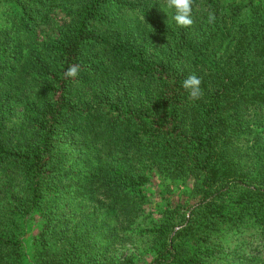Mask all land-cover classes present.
<instances>
[{
  "label": "trees",
  "instance_id": "obj_1",
  "mask_svg": "<svg viewBox=\"0 0 264 264\" xmlns=\"http://www.w3.org/2000/svg\"><path fill=\"white\" fill-rule=\"evenodd\" d=\"M0 4L12 10L0 26V176L19 181L0 217V264H135L116 245L140 218L154 171L192 181L195 202L168 204L142 233L149 264H222L233 233L264 244L260 0H194L187 28L152 0ZM191 74L201 79L196 101L182 86ZM66 197L71 208L88 199L96 218L61 215ZM33 216L27 262L21 221ZM254 256L264 259V247Z\"/></svg>",
  "mask_w": 264,
  "mask_h": 264
},
{
  "label": "rangeland",
  "instance_id": "obj_2",
  "mask_svg": "<svg viewBox=\"0 0 264 264\" xmlns=\"http://www.w3.org/2000/svg\"><path fill=\"white\" fill-rule=\"evenodd\" d=\"M230 2L237 1L238 3L241 0H227ZM154 5V10H156L157 14L162 18H169L173 13H175L174 9H169L166 6L165 0H152ZM260 3L264 6V0H260ZM12 10L0 4V26L3 24V18L5 15L10 14ZM63 20V16L58 17V22ZM46 34L54 35L55 32ZM251 118L254 119V116L251 115ZM256 123V120L255 122ZM264 131V130H263ZM262 132L261 128L256 127V124L252 127L251 133L252 137H255L258 133ZM251 137V138H252ZM263 139L257 142V148L261 146V143L264 144V135L261 136ZM249 145L248 147H252L254 145L253 142L247 141L244 142V147ZM66 153H72V150L67 151V145H62ZM75 158L70 157L66 158L65 161L67 163L74 164ZM79 168L86 169V165L81 164ZM10 182V186L8 183ZM19 181L13 180L10 178L0 176V217L5 215L7 210V205L12 203L17 196V185ZM193 182L187 181V183H182L179 181L173 182L161 173L154 171L150 173V177L148 182L144 185V205L143 210L141 212L140 218L137 220L135 225L128 230L127 234L123 236L120 243L116 245L117 255L119 256H132L135 260V264H149L154 255L151 252L150 244L152 239L147 235H143L145 231L151 229L154 224H157L161 219V213L165 210L168 204L174 205H190L195 202V199L192 198L191 189ZM71 200H75L71 198ZM92 203L86 199L75 202L74 207H70L69 198H63L61 202L58 203L59 211H61V215L68 212H74L76 210L79 211H89V215L92 218H96L95 214H91L93 212ZM27 222L23 227V232L25 233L23 236V241L25 245L26 252V261H31L33 249H35V245L33 243L34 236L38 231V226L35 222L39 221L38 216H33L26 219ZM245 234L242 233H233L229 235L227 238L222 239L225 242V251H231V254L228 256L226 260L222 262V264H250V261H254L253 264H264V259L262 256H254L251 257L255 252V247L258 245L260 248L264 247L262 242V238L260 236H255L251 240L244 238ZM235 251V252H234ZM237 255H242L246 260L245 263L243 260H234V257ZM253 259V260H251ZM29 264V263H27Z\"/></svg>",
  "mask_w": 264,
  "mask_h": 264
},
{
  "label": "clouds",
  "instance_id": "obj_3",
  "mask_svg": "<svg viewBox=\"0 0 264 264\" xmlns=\"http://www.w3.org/2000/svg\"><path fill=\"white\" fill-rule=\"evenodd\" d=\"M166 6L169 9H174L175 15L173 19L180 27H189L193 24L192 11L194 0H165ZM209 23L215 21L214 13H209ZM78 73L77 66H71L66 72L67 77H75ZM201 79L195 74L189 75L182 83L183 88L188 93L190 101H196L202 98V89L200 87Z\"/></svg>",
  "mask_w": 264,
  "mask_h": 264
}]
</instances>
